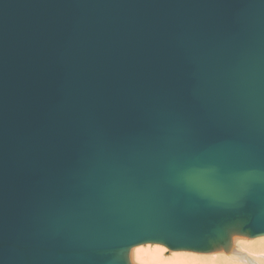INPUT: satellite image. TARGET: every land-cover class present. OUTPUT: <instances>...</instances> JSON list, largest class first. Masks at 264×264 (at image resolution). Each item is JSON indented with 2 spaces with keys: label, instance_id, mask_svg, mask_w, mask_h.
Listing matches in <instances>:
<instances>
[{
  "label": "water",
  "instance_id": "water-1",
  "mask_svg": "<svg viewBox=\"0 0 264 264\" xmlns=\"http://www.w3.org/2000/svg\"><path fill=\"white\" fill-rule=\"evenodd\" d=\"M261 231L264 0H0V264Z\"/></svg>",
  "mask_w": 264,
  "mask_h": 264
},
{
  "label": "bare ground",
  "instance_id": "bare-ground-1",
  "mask_svg": "<svg viewBox=\"0 0 264 264\" xmlns=\"http://www.w3.org/2000/svg\"><path fill=\"white\" fill-rule=\"evenodd\" d=\"M230 240L229 247L226 250L219 249L208 253L211 255H205L206 257L197 256L196 254L174 256L171 251H169L171 255L164 256L165 254H162L161 248L149 247L150 244H146L145 247L137 246L138 248L134 247L133 251L131 250L130 261L132 260V264H264V253H256V255L259 254V257L254 256L253 259H249L237 250L246 248L250 252L253 250L264 252V248H262L264 247V238L248 242L244 241L247 238L236 236ZM260 257L263 259H259ZM202 261L204 262L202 263Z\"/></svg>",
  "mask_w": 264,
  "mask_h": 264
},
{
  "label": "snow or ice",
  "instance_id": "snow-or-ice-1",
  "mask_svg": "<svg viewBox=\"0 0 264 264\" xmlns=\"http://www.w3.org/2000/svg\"><path fill=\"white\" fill-rule=\"evenodd\" d=\"M244 235H259L264 237V231L261 232H247L244 233ZM138 243H144V241L142 242H138ZM148 243L155 245L158 248H161V252L163 253H168L169 251H171L172 255L174 256H179V255H194L197 253H203V252H207L210 251V249H197V248H192V247H182V246H175L172 244H168L166 247H161L162 245L165 244V242L159 241V240H151Z\"/></svg>",
  "mask_w": 264,
  "mask_h": 264
},
{
  "label": "rangeland",
  "instance_id": "rangeland-1",
  "mask_svg": "<svg viewBox=\"0 0 264 264\" xmlns=\"http://www.w3.org/2000/svg\"><path fill=\"white\" fill-rule=\"evenodd\" d=\"M262 239V238H264V237H259V238H255V239H252V240H249V239H247V240H244V241H248V242H253V241H255V240H257V239ZM244 239H246V238H244ZM153 246H155V245H149V247H153ZM139 247H145V245H141V246H139ZM135 248H138V247H135ZM262 248H264V247H262ZM134 249V248H133ZM133 249H132V251H133ZM144 249V248H143ZM151 249V248H150ZM238 251H240V252H242L243 253V255H245L247 258H249V259H253V257L255 256V257H259V254L258 255H256V253H264L263 251H248L246 248H244V249H237ZM131 252V251H130ZM165 255L164 256H168V255H171V254H169V252L168 253H164ZM197 256H204V257H206V256H209V255H211V254H196ZM206 255V256H205ZM131 258V257H130ZM259 259H263L262 257H260ZM223 260H225V259H223ZM264 260V259H263ZM132 261V260H131ZM204 261H202V263H203ZM134 264V263H133Z\"/></svg>",
  "mask_w": 264,
  "mask_h": 264
}]
</instances>
